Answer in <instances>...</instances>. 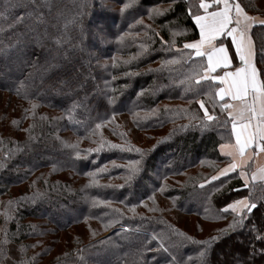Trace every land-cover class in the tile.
<instances>
[{
    "label": "trees",
    "instance_id": "16d2710c",
    "mask_svg": "<svg viewBox=\"0 0 264 264\" xmlns=\"http://www.w3.org/2000/svg\"><path fill=\"white\" fill-rule=\"evenodd\" d=\"M125 2L127 0H51L49 8L42 0H36L41 4L39 12L43 16V20L38 21L35 15H26L34 11L35 5L21 0L27 7L15 8L9 14L23 15L25 19L21 23L7 28L11 19L0 20V27L5 28L0 32V48L5 49L0 53V159H4L6 152L14 153L5 161L6 167L0 169V227L8 230L7 251L12 257L6 264L37 253L33 264H133L137 261L134 253L139 244L117 237L122 225L130 228L139 225L144 235L169 230L171 225L197 239H206L232 219L231 214L215 219L220 209L248 194L238 173L199 187L229 162L220 153L219 145L225 142L222 137L227 136L230 125L227 129L201 130L192 126L181 129V125L189 124L191 113L202 115L195 100L204 97H194L178 83L190 64L183 68L176 65L172 72L167 69L147 71L158 68L162 60L177 54L176 48L183 49L185 43L199 39V29L186 15L189 0H138L121 14L118 9ZM193 2L198 3V0ZM240 2L250 15L264 18V0ZM3 7L0 0V9ZM156 7L168 10L150 19L148 10ZM141 18L144 25H151L159 36L135 23ZM129 24L133 25L131 29ZM171 28L182 34L175 38V46L168 52L164 49L170 44H163L161 37L171 41ZM128 31L140 35L118 43L116 35ZM145 31L152 36L151 41L144 38ZM98 32L106 34V39H98ZM251 35L257 67L264 71V25H254ZM222 40L232 56L233 63L228 70L235 69L241 62L234 46L229 37ZM141 43L151 44L154 50L124 64L123 60L139 51ZM112 57L117 58L115 67L111 63L107 68L97 64V59L103 63L110 62ZM125 72L135 75L125 76ZM217 72L222 74L219 69ZM21 81L38 104L35 117L24 112L30 107L29 101L15 92ZM202 90H206V86H202ZM109 97L115 102L109 103ZM74 103L80 106L73 108ZM206 107L212 111L211 103ZM70 109L71 119L68 118ZM153 109L155 114H152ZM184 109L189 110L188 114ZM216 111L219 114L218 108ZM113 114L111 123H102L95 134L91 132L96 123L109 120ZM14 119L19 123L13 124ZM32 124L36 125L33 129L36 139L24 151L15 152L17 147L24 148L28 138L24 129ZM165 137L170 138L157 143ZM101 140L123 144L125 148L105 147L98 152H86L96 148ZM65 143H77L81 158H76L74 150L65 147ZM129 145L146 150L141 172L130 185L125 180L127 169L124 166L140 156L135 151H127ZM97 169H103L97 173L98 184L89 186L90 177L85 173ZM162 184L165 187L160 191ZM37 190L44 195L35 203L20 200ZM210 192L212 196L208 199ZM153 194L158 211H149L154 205L148 197ZM92 198L109 201L111 206L92 207ZM9 200L17 202L16 212L5 223L3 213ZM141 200L148 207L141 204ZM132 205H136L135 213L130 211ZM111 219L119 220V224L105 229L104 224ZM251 225L264 229V202L250 214L244 228L213 244L209 264H264V252L260 251L264 240L254 239ZM3 235L0 233V239ZM109 237L120 245L119 249L99 243ZM33 244L36 246L32 247ZM22 245L23 252L20 251ZM156 246V242L149 245L153 249ZM77 249L85 250L83 261ZM197 249V245L185 244L172 254L180 260L195 256ZM153 256H156L155 261ZM143 259L147 264H167L170 257L167 253L149 251L144 253Z\"/></svg>",
    "mask_w": 264,
    "mask_h": 264
},
{
    "label": "snow or ice",
    "instance_id": "6c2138e0",
    "mask_svg": "<svg viewBox=\"0 0 264 264\" xmlns=\"http://www.w3.org/2000/svg\"><path fill=\"white\" fill-rule=\"evenodd\" d=\"M28 3L35 5L34 11L27 12L28 17L35 15L36 20L42 21L43 16L39 12L41 4H37L36 0H28ZM138 0H127L123 3L122 7L118 9L121 14L125 13L126 9H129L136 5ZM42 4L51 8V0H42ZM4 7L0 9V20L8 21L11 19V23L7 24V28H12L15 25L21 23L25 17L10 16L9 14L15 8L27 7V4L21 3V0H3ZM83 7V5H81ZM171 6H169L170 8ZM214 10H209V9ZM168 9H161L159 7L148 10V16L150 19L160 16L164 11ZM203 10V11H200ZM186 15L190 16L195 22L196 27L199 29V39L185 43L183 49L176 48L177 54H172L168 59L162 60L158 68H149V72H159L163 69H167L169 72L175 71V66L180 65L182 68L185 65L190 67L186 70L178 83L184 88L185 92L191 93L194 97L203 96V99L195 100V103L199 105V109L202 110V115L197 113H191L189 116V124L181 125V129L192 126L199 127L201 130L211 128H228V134L226 137H222L225 142L219 145L220 153L227 157L229 162L222 168H219L215 175L204 180L199 185L200 188H204L205 185L211 184L212 181H218L221 177L227 178L230 173H238L239 178L243 181L242 187L248 190V194L238 199H234L227 203L219 213L214 217L215 219H224V214H231L232 219L230 222L221 229L216 230L215 235H210L206 239H197L192 235H189L174 226L169 225V230H162L161 232H151L144 235L142 233L141 226L137 225L135 228H130L127 225H122L120 231L116 233L117 237L124 241H137L139 247L135 250L137 261L133 264H147L144 261L145 252L154 253H167L170 257L167 264H209V253L215 242L220 241L229 233L235 232L238 229H242L246 226V221L249 220L250 214L258 207L261 202H264V162L256 163L253 166V161L260 157H264V71L257 67L256 63V51L255 44L252 39L251 30L254 25H264V18L256 15H250L245 7L242 6L240 0H198V3L189 0L186 9ZM136 24L144 25L143 18L135 21ZM146 29L152 30L151 25H144ZM132 24L128 25L131 29ZM5 28L0 27V32H4ZM154 32V35L159 36L158 32ZM182 34V31L176 30V28L170 29L171 41H164L161 37L163 44H170L169 48H165V51L171 52V48L175 46V38ZM140 33H133L131 31L121 32L116 35L115 39L118 43L123 44L130 36L138 37ZM97 37L100 40L106 39V34L102 32L97 33ZM223 37L231 38V45L235 48V55L240 60V66L235 67L234 70H228L232 66V56L229 55L228 46L223 43ZM144 38L151 41L153 38L149 36L148 31L144 32ZM57 44H59L60 38H55ZM7 47V46H6ZM139 51L129 59L123 60L124 64H129L132 60H138L140 57L149 55L154 49L149 43H141ZM188 51H184V50ZM5 51L4 48H0V53ZM96 56V53H92ZM116 57H112L111 61H104L101 63L97 59V64L101 67L107 68L109 63L113 67L116 65ZM51 67V65H49ZM222 72V75L217 70ZM47 71V69H45ZM31 75V74H30ZM125 76L135 75V73L125 72ZM116 79L115 76L112 77ZM219 82L217 85L215 82ZM202 86H206V90H202ZM18 96L27 99L30 107L25 108L24 112L27 115L35 117L38 104L32 99L31 90L25 85L23 81L15 89ZM109 103H114L113 97H109ZM192 103V101H189ZM207 103H211L212 111L206 107ZM74 103L73 108L79 107ZM219 109L217 114L216 109ZM71 109L69 110V119H71ZM185 114H188L189 110L184 109ZM156 110H152V114H155ZM138 117V113H135ZM45 119V117H41ZM114 119V114L107 121L96 123L91 132L95 134L96 130L100 129L102 123H111ZM13 124H18L17 120H12ZM35 124L30 125L24 129L28 133L27 142L24 148L17 147L15 152H22L25 148H28L32 141L36 139L33 133ZM175 130V129H174ZM121 135H124L121 133ZM170 137H165L157 143H161ZM65 147L74 150L76 158H81V150L77 143L67 144ZM120 148L124 149L123 144H112L101 140L97 143L96 148H90L86 152H98L101 149ZM156 145L153 146L155 148ZM129 152L135 151L139 154L140 159L130 160L124 167L127 169V176L125 177L126 183L131 184L137 176L140 174L146 150H142L138 147L129 145L126 149ZM14 153H4V159H0V169L6 167V160L11 159ZM55 170V165H53ZM103 171V169H97L96 172H87L85 175L90 177L88 185H96L98 181L96 179L97 173ZM35 181H33V184ZM113 187H124V185H113ZM165 185H161L160 191L164 190ZM223 187V185H221ZM219 189H213L218 191ZM257 191L260 195H256ZM43 193L39 190L34 192L31 196H23L20 200H28L35 203L37 199L43 198ZM212 193L207 196L211 199ZM148 200L153 202V207L149 208V211H158L155 207V195L148 197ZM141 204L145 207L148 205L145 201L141 200ZM97 204H105L111 206L109 201L92 198V207H96ZM17 202L9 200L5 206L3 213L5 223L13 218L16 212ZM136 205H132L130 211L135 213ZM115 211L119 212V209ZM123 213H121V216ZM88 219V217H85ZM142 219L150 220L152 217H142ZM119 224V220L111 219L104 224L105 229L113 227ZM251 230L256 240H264V229H258L255 225H251ZM35 229V226H33ZM0 233H3V238L0 239V264H6L11 260L7 251V245L10 243L8 237V230L6 227H0ZM93 236L96 233L93 231ZM152 242H156V248H151L149 245ZM102 245H110L113 248L119 249L120 245L116 244L111 237L99 241ZM185 244H194L198 246L195 256H188L187 258L178 260L173 251L175 249L183 247ZM36 245L33 244L32 247ZM92 247V245H88ZM20 251H24L22 245ZM84 249H77L76 252L79 255L81 261L84 260ZM255 251V249L253 250ZM264 252V248L260 249ZM37 254H34L28 259H18L13 264H33L36 260ZM68 256L69 253H64ZM127 255V253L125 254ZM155 261L156 256H153ZM86 264V262H85Z\"/></svg>",
    "mask_w": 264,
    "mask_h": 264
},
{
    "label": "rangeland",
    "instance_id": "374dc122",
    "mask_svg": "<svg viewBox=\"0 0 264 264\" xmlns=\"http://www.w3.org/2000/svg\"><path fill=\"white\" fill-rule=\"evenodd\" d=\"M209 10L211 11V10H214V9H209ZM262 161H263V157H260V158H258L257 160H255V161L253 162V165L255 166L256 163H260V162H262ZM188 227H189V226H188ZM60 243L62 244L63 241L61 240ZM222 257H223V256H222ZM222 257H219V258L222 259ZM224 258H225V256H224Z\"/></svg>",
    "mask_w": 264,
    "mask_h": 264
},
{
    "label": "crops",
    "instance_id": "0c3cea01",
    "mask_svg": "<svg viewBox=\"0 0 264 264\" xmlns=\"http://www.w3.org/2000/svg\"><path fill=\"white\" fill-rule=\"evenodd\" d=\"M229 39H230V41H231V38L229 37ZM235 49V48H234ZM237 57V56H236ZM239 59V58H238ZM240 61V60H239ZM233 63V62H232ZM232 70H234V69H232ZM222 75V74H221ZM263 162V161H262ZM254 166V165H253Z\"/></svg>",
    "mask_w": 264,
    "mask_h": 264
}]
</instances>
